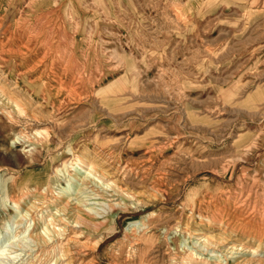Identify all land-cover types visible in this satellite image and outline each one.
I'll return each instance as SVG.
<instances>
[{
  "label": "rangeland",
  "instance_id": "rangeland-1",
  "mask_svg": "<svg viewBox=\"0 0 264 264\" xmlns=\"http://www.w3.org/2000/svg\"><path fill=\"white\" fill-rule=\"evenodd\" d=\"M262 214L264 0H0V264H264Z\"/></svg>",
  "mask_w": 264,
  "mask_h": 264
},
{
  "label": "bare ground",
  "instance_id": "bare-ground-1",
  "mask_svg": "<svg viewBox=\"0 0 264 264\" xmlns=\"http://www.w3.org/2000/svg\"><path fill=\"white\" fill-rule=\"evenodd\" d=\"M81 1V0H80ZM176 4H178V3H176ZM225 6V5H224ZM15 7V6H14ZM176 7H178V5L176 6ZM180 7V6H179ZM176 10V9H175ZM179 10V9H178ZM177 10V11H178ZM179 13V12H178ZM176 15V14H175ZM176 17H179V16H176ZM104 19V18H103ZM171 19V18H170ZM174 19H175V17H174ZM16 23V22H15ZM176 24V23H175ZM151 26V25H150ZM158 28V27H157ZM84 30V29H83ZM172 30V29H171ZM164 31V30H163ZM156 33V32H155ZM160 33V32H159ZM157 34V33H156ZM181 36V35H180ZM144 37V36H143ZM43 44V43H42ZM143 48V47H142ZM6 50V49H5ZM115 53V52H114ZM41 55V54H40ZM43 55V54H42ZM112 55V54H111ZM65 57H66V55H65ZM60 60V59H59ZM116 61H117V59H116ZM96 70V69H95ZM130 70V69H129ZM81 71V70H80ZM76 73V72H75ZM72 75V74H71ZM95 79V78H94ZM11 81V80H10ZM75 82V81H74ZM111 84V83H110ZM12 85V84H11ZM92 85V84H91ZM8 87V86H7ZM51 87V86H50ZM66 87H68V86H66ZM111 87V86H110ZM74 88V87H73ZM92 89V88H91ZM66 91V90H65ZM72 91V90H71ZM21 92V91H20ZM76 93V92H75ZM9 94V93H8ZM21 94V93H20ZM92 94V93H91ZM24 95V94H23ZM76 95V94H75ZM82 97V96H81ZM78 98V97H77ZM103 98H104V96H103ZM31 101V100H30ZM60 102V101H59ZM32 103V102H31ZM16 104V103H15ZM39 104V103H38ZM37 104V105H38ZM36 105V104H35ZM20 109V108H19ZM57 109V108H56ZM41 111V110H40ZM39 111V112H40ZM47 111V110H46ZM47 112H49V111H47ZM20 116V115H19ZM29 129V128H28ZM35 130V129H34ZM73 134V133H72ZM37 135L40 137V138H46L47 137V135H48V133L47 132H44V133H37ZM174 140V139H173ZM254 142V141H253ZM178 143V142H177ZM176 143V144H177ZM254 144V143H253ZM253 144H251V145H253ZM64 145V144H63ZM127 145H128V143H127ZM166 145V144H165ZM147 148V147H146ZM162 148H163V146H162ZM60 149V148H59ZM83 150V149H82ZM92 150V149H91ZM85 153V152H84ZM87 153V152H86ZM91 153V152H90ZM10 154V153H9ZM198 154V153H197ZM11 155V154H10ZM81 155H82V153H81ZM80 155V156H81ZM88 155V154H87ZM48 156V155H47ZM96 156V155H95ZM77 157V156H76ZM175 157V156H174ZM255 157V156H254ZM83 158V157H82ZM91 158V157H90ZM96 158H98V157H96ZM100 158H102V157H100ZM183 159V158H182ZM77 160V159H76ZM99 160V159H98ZM101 160V159H100ZM99 160V161H100ZM180 160V159H179ZM205 160V159H204ZM203 160V161H204ZM188 161V160H187ZM44 162V161H43ZM78 162V161H77ZM77 162H75V163H77ZM98 162V161H97ZM103 162V161H102ZM226 162V161H225ZM151 163V162H150ZM177 163V162H176ZM79 164H80V169L83 171V174H84V176H83V179H87V177H89L91 180H89V182L91 181V182H93L95 185H100V186H102V187H105L106 189H112L113 188V184L110 182V183H107V182H109V181H107L106 183L103 181V180H105V178H106V176H107V172L103 169V167H101L99 164H97L96 163V161H93V160H89L88 158H84V159H82V160H79ZM189 164V163H188ZM245 164V163H244ZM250 164V163H249ZM107 165V164H106ZM248 165V164H247ZM188 166V165H187ZM233 166H234V163H233ZM173 167V166H172ZM177 167H178V165H177ZM240 167V166H239ZM128 168V167H127ZM181 168V167H180ZM164 169V168H163ZM230 170V169H229ZM232 170V169H231ZM77 172V171H76ZM112 172V171H111ZM211 172V171H210ZM78 173V172H77ZM119 173V172H118ZM228 173V172H227ZM213 174V173H212ZM136 175V174H135ZM214 175H216V174H214ZM228 175V174H227ZM247 175V174H246ZM179 176V175H178ZM195 176V175H194ZM218 176V175H217ZM160 177V176H159ZM180 177V176H179ZM216 177V176H215ZM218 178V177H217ZM247 178H249V177H247ZM250 179V178H249ZM187 180V179H186ZM223 180V179H222ZM234 180V179H233ZM238 180V179H237ZM221 181V180H220ZM245 181V180H244ZM260 182V181H259ZM247 183V182H246ZM261 183V182H260ZM245 184V183H244ZM248 184V183H247ZM186 185V184H185ZM184 185V186H185ZM249 185V184H248ZM181 187V186H180ZM186 187V186H185ZM144 189V188H143ZM152 189V188H151ZM156 189V188H155ZM181 189V188H180ZM237 190V189H236ZM252 190H254V189H252ZM34 191V190H33ZM163 191V190H162ZM238 191V190H237ZM30 192V191H29ZM183 192V191H182ZM228 192V191H227ZM259 192H261V191H259ZM125 193V192H124ZM237 193H239V192H237ZM236 193V194H237ZM72 194V193H71ZM133 194H135V193H133ZM132 194V195H133ZM153 194V193H152ZM243 194V193H242ZM246 194V193H245ZM248 194V193H247ZM261 193H259V195H260ZM181 195V194H180ZM255 195V194H254ZM37 196V195H36ZM134 196V195H133ZM230 196V195H229ZM253 196V195H252ZM130 197V196H129ZM226 197H227V195H226ZM255 197V196H254ZM258 197V196H257ZM261 197V196H260ZM260 197H258V198H260ZM22 198V197H21ZM231 198V197H230ZM236 198V197H235ZM30 199V198H29ZM146 199V198H145ZM233 199H234V197H233ZM21 200V199H20ZM53 200V199H52ZM56 200V199H55ZM58 200V199H57ZM180 200V199H179ZM237 200V199H236ZM242 200V199H241ZM250 200V199H249ZM260 200V199H259ZM16 201V200H15ZM261 201V200H260ZM18 202V201H17ZM21 202V201H20ZM173 202H175V200L173 201ZM238 202V201H237ZM258 202V201H257ZM12 203V202H11ZM60 203V202H59ZM225 203V202H224ZM241 203V202H240ZM249 203V202H248ZM247 204V203H246ZM169 205V204H168ZM167 205V206H168ZM236 205L237 204H235V207H236ZM239 205H241V204H239ZM258 206H259V204H258ZM257 206V207H258ZM50 207H52V206H50ZM246 207V206H245ZM19 208V207H18ZM215 208V207H214ZM239 208V207H238ZM256 208V207H255ZM17 209V208H16ZM258 209V208H257ZM44 210V209H43ZM245 210V209H244ZM247 210V209H246ZM250 210V209H249ZM64 211L65 210H60V212H62V213H64ZM254 211H255V209H254ZM261 211V210H260ZM260 211L258 212V213H260ZM163 212V211H162ZM216 212V211H215ZM45 213V212H44ZM166 213V212H165ZM248 213H249V211H248ZM257 213V212H256ZM261 213H262V211H261ZM37 214V213H36ZM48 214V213H47ZM45 215V214H44ZM49 215V214H48ZM150 215V214H149ZM151 215H152V213H151ZM237 215V214H236ZM257 215V214H256ZM263 215V214H262ZM37 216V215H36ZM148 216V215H147ZM240 216H241V214H240ZM264 216V215H263ZM172 217V216H171ZM36 218V217H35ZM236 218V217H235ZM252 218V217H251ZM39 219V218H38ZM40 220V219H39ZM56 220L58 221V222H60V224H61V221L62 220H64V219H62L61 217H56ZM199 220V219H198ZM215 220H217V219H215ZM255 220V219H254ZM31 221H33L32 219H31ZM201 221V220H200ZM210 221V220H209ZM229 221V220H228ZM176 222V221H175ZM220 222V221H219ZM262 222V221H261ZM30 223V222H29ZM28 223V224H29ZM75 223H78V221L76 220L75 221ZM206 223V222H205ZM42 224V223H41ZM194 224V223H193ZM200 224V223H199ZM219 225H220V223H218ZM184 225V224H183ZM202 225V224H201ZM263 225V224H262ZM195 226V225H194ZM205 226V225H204ZM209 226V225H208ZM142 227V226H141ZM217 227V226H216ZM262 227V226H261ZM56 227L54 226V224L53 223H47L46 225H44L42 228H41V231H39V232H35L36 231V228L35 227H32V228H30L29 229V227L27 228V229H25V233H27L28 234V238L32 241V242H38V241H42V242H46V240H50V239H52L54 236H58V235H63V233H64V231H65V226H63V227H58V231L55 229ZM184 228V227H183ZM201 228V227H200ZM224 228V227H223ZM243 228V227H242ZM245 228H246V226H245ZM256 228V227H255ZM194 229H196L195 227H194ZM221 229V228H220ZM244 229V228H243ZM72 230V229H71ZM74 230V229H73ZM176 230V229H175ZM207 230V229H206ZM236 230V229H235ZM257 230V229H256ZM211 231V230H210ZM216 231V230H215ZM233 231V230H232ZM167 232V231H166ZM208 232V231H207ZM225 232V231H224ZM242 232V231H241ZM250 232V231H249ZM194 233V232H193ZM198 233V232H197ZM183 234V233H182ZM209 234V233H208ZM262 234H264V233H262ZM18 235H19V233H18ZM18 235H14L12 238H16V237H18ZM85 235V234H84ZM155 235V234H154ZM232 235V234H231ZM256 235H258V234H256ZM172 236H174V235H172ZM147 237V236H146ZM201 238H203L204 239V241L206 242V243H213V236H205L204 234H201V236H200ZM255 237H257V236H255ZM137 238V237H136ZM169 238V237H168ZM196 239V238H195ZM259 239V238H258ZM94 240V239H93ZM236 240V239H235ZM59 241V240H58ZM230 241V240H229ZM118 242V241H117ZM115 243H116V241H115ZM133 243V242H132ZM227 243V242H226ZM140 244V243H139ZM78 245V244H77ZM228 245V244H227ZM233 244H231V246H232ZM48 246V245H47ZM76 246V245H75ZM122 246V245H121ZM74 247V246H73ZM132 247H134V246H132ZM167 247V246H166ZM165 247V248H166ZM85 248H87V247H85ZM90 248V247H89ZM118 248V247H117ZM239 248V247H238ZM44 249H46V248H44ZM55 249V248H54ZM53 249V250H54ZM127 249V248H126ZM168 249V248H167ZM74 250V249H73ZM80 250H82V249H80ZM211 250V249H210ZM0 251H1V253H3L4 251H6V246L4 245H2V247H1V249H0ZM75 251V250H74ZM126 251V250H125ZM152 251V250H151ZM192 251V250H191ZM34 252H36V251H34ZM33 252V253H34ZM159 252V251H158ZM180 252V251H179ZM0 253V254H1ZM56 253V252H55ZM58 253V252H57ZM78 253V252H77ZM85 253V252H84ZM169 253V252H168ZM257 253V252H256ZM53 254V253H52ZM83 254V253H82ZM158 254V253H157ZM116 255V254H115ZM128 255V254H127ZM126 255V256H127ZM131 255V254H130ZM134 255V254H133ZM255 255V254H254ZM46 256V255H45ZM129 256V255H128ZM176 256V255H175ZM192 256H193V254H192ZM11 257V256H10ZM13 257V256H12ZM42 257V256H41ZM51 257V256H50ZM75 257V256H74ZM171 257V256H170ZM78 258V257H77ZM130 258V257H129ZM45 259H46V257H45ZM184 259V258H183ZM192 259V258H191ZM197 259V258H196ZM185 260V259H184ZM42 261V260H41ZM45 261V260H44ZM50 261V260H49ZM183 261V260H182ZM190 261V260H189ZM205 261V260H204ZM209 261V260H208ZM46 262V261H45ZM45 262L43 263V264H45ZM146 262V261H145ZM173 262V261H172ZM202 262V261H201ZM70 263V261H68L66 264H69ZM184 263V262H183ZM50 264V263H49ZM60 264V263H59ZM63 264V263H62ZM76 264V263H75ZM128 264V263H127ZM178 264V263H177ZM202 264V263H201ZM209 264V263H208ZM211 264V263H210Z\"/></svg>",
  "mask_w": 264,
  "mask_h": 264
}]
</instances>
